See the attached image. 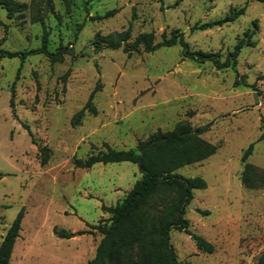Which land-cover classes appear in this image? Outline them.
Here are the masks:
<instances>
[{"label": "rangeland", "instance_id": "rangeland-1", "mask_svg": "<svg viewBox=\"0 0 264 264\" xmlns=\"http://www.w3.org/2000/svg\"><path fill=\"white\" fill-rule=\"evenodd\" d=\"M22 15L0 7V50L26 51L40 45L43 29L51 60L42 53L0 56V241L23 207L9 264H85L94 255L108 220L102 206L120 201L139 177L130 161L76 167L107 144L134 147L157 128L178 122L205 127L200 136L216 145L201 161L177 169L201 176L184 216L188 228L213 245L199 250L182 230L170 242L184 264H256L264 253V4L258 0H21ZM244 6L231 21L200 28ZM114 9L107 17H97ZM40 19L43 21L42 26ZM130 25V38L151 31L154 41L181 32L190 50L224 60L240 38L233 66L184 56L175 43L146 52L97 48L101 37ZM6 30L4 32V27ZM253 30L248 37L247 32ZM96 111L72 115L94 89ZM12 99V107L9 100ZM262 177L241 182L240 157ZM48 148L47 160L40 158ZM199 210H207L203 214ZM79 231L69 238L52 228Z\"/></svg>", "mask_w": 264, "mask_h": 264}, {"label": "trees", "instance_id": "trees-1", "mask_svg": "<svg viewBox=\"0 0 264 264\" xmlns=\"http://www.w3.org/2000/svg\"><path fill=\"white\" fill-rule=\"evenodd\" d=\"M264 4V0H258ZM27 4L21 0H0V7L5 10L6 16H19ZM245 7L224 15L221 18L204 22L200 28L221 24L235 19L244 12ZM114 9L108 10L97 17H107ZM42 26L43 21L40 19ZM4 27V32L6 27ZM130 25L124 30L113 32L102 36L103 43L95 42L97 48H118L127 54L140 49L151 52L160 46H170L178 43L184 56L196 60H211L217 68L233 66L236 56L243 45H247L246 38H240L229 51L224 60H220L216 53L201 50H190L184 41L181 32L174 29L166 37L154 41L151 31L140 32L130 38ZM253 30L247 32L249 37ZM3 37L0 38V42ZM42 53L51 60L60 59L59 52L47 50V32L43 29L40 45L26 51L0 50V56H19L21 62L29 54ZM94 88L83 104L71 117L72 125L80 122L85 111L94 113L95 106L92 103ZM12 107V99L9 100ZM205 127L193 128L187 122H178L171 129L160 128L150 132L146 137L136 140L134 147L127 149H116L107 144L104 149L90 153L84 159L74 158L76 167L88 168L96 162H118L130 161L136 164L139 177L135 180L124 197L112 206H102L109 213V218L103 223L92 227L96 228L101 237L99 238L94 255L85 264H184L177 259L174 248L170 242V229L176 228L188 234L195 246L202 251L211 252L213 245L201 235L192 232L188 228V220L184 213L186 206L193 198V189L205 188L206 181L201 176H184L177 172L183 165L195 163L205 159L216 151V145L210 143L200 136ZM261 133L259 138L263 137ZM253 142L243 150L240 160L243 162L241 171V182L246 186H252L253 181L261 179V175L254 172L252 166L246 162L250 155ZM42 157L40 164L47 160L48 148L43 146L40 151ZM203 214L207 210H199ZM23 217L21 207L14 219L7 227L0 241V264H9L13 245L20 230ZM58 237L69 238L79 231H70L64 228H52ZM256 264H264V253L257 257Z\"/></svg>", "mask_w": 264, "mask_h": 264}]
</instances>
